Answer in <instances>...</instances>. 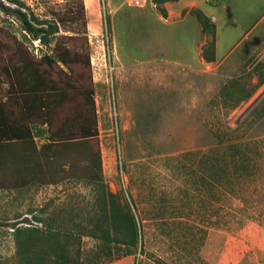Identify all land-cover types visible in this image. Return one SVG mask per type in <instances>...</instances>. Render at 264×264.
<instances>
[{"label": "rangeland", "instance_id": "obj_1", "mask_svg": "<svg viewBox=\"0 0 264 264\" xmlns=\"http://www.w3.org/2000/svg\"><path fill=\"white\" fill-rule=\"evenodd\" d=\"M21 1L43 17L62 0ZM200 1L212 12L216 0ZM84 4L97 140L50 142L46 126L35 125L32 139L0 143V264L24 263L14 227L44 223L57 226L61 240L64 233L71 236L73 254L105 251L102 239L86 234L101 209L98 187L85 179L96 153L111 198L127 202L138 221L137 264H264V157L258 209L229 199L217 220L209 194L201 202L192 186L194 156L178 161L186 151L220 144L215 132L237 126L236 135L256 138L264 151V45L234 72H193L197 59L180 52L183 41L195 39L193 15L182 22L162 18L152 0ZM231 20L218 30V58L227 62L258 43L264 0L240 25ZM10 35L36 55L49 51L30 39L15 16L0 11V40L10 42ZM233 77L239 92L225 95L223 86ZM33 238L36 251L41 236Z\"/></svg>", "mask_w": 264, "mask_h": 264}, {"label": "trees", "instance_id": "obj_2", "mask_svg": "<svg viewBox=\"0 0 264 264\" xmlns=\"http://www.w3.org/2000/svg\"><path fill=\"white\" fill-rule=\"evenodd\" d=\"M167 1L176 0H153L163 18L168 17L164 5ZM7 2L0 0V11L15 16L30 39L49 47V51L36 55L14 35H10V42L0 40V143L32 139L35 125L46 126L50 142L97 140L84 0H62L50 7L49 15L43 17L21 0ZM188 13L195 17L207 37L201 46L202 57L214 61V23L200 8H190ZM105 21L109 28L107 17ZM237 80L236 77L227 80L223 86L225 95L239 92L234 86ZM3 82H6L5 87H2ZM249 96L238 98L231 107ZM237 130L238 126L215 132L220 144L202 151H186L178 158L185 163L194 156L189 164L195 174L192 186L201 202L205 201L206 193L209 194L215 220L223 202L229 199L238 200L249 210L259 207L264 151L259 140L238 136ZM96 158V165L89 161L85 179L98 187L102 195L101 209L86 234L102 239L100 248L105 251L88 252L85 256L79 251L73 254L67 240L71 236L64 233L61 240L58 227L48 223L24 229L13 226L17 254L24 260L23 264H105L136 253L140 234L138 221L127 202L111 198L112 193L101 177L97 153ZM35 236H41L36 251L32 249Z\"/></svg>", "mask_w": 264, "mask_h": 264}, {"label": "crops", "instance_id": "obj_3", "mask_svg": "<svg viewBox=\"0 0 264 264\" xmlns=\"http://www.w3.org/2000/svg\"><path fill=\"white\" fill-rule=\"evenodd\" d=\"M152 4L153 0H152ZM263 4V0H252L250 3L247 4L245 0H229L221 1L216 0L213 2V10L210 12L207 10V7L201 4L199 0H176V1H167L164 3L168 17L170 16H177L178 21H184L189 15L188 10L193 7L200 8L214 23L215 25V59L214 61H206L201 55V46L206 42V35L202 32L201 26L197 21V26L193 25L191 27V33L195 32V39L189 40L187 42H182L180 52L184 55L187 53H191L192 57L197 59L199 63V67H192V64L184 65L182 67H192L190 71L193 72H204V73H211L217 72L218 69L236 71L239 67L245 62L247 58L253 55L256 51L264 45V32L258 36V43L252 42V45L249 47V53H242L238 57H236L233 61L227 62L226 59H219V41H218V30L219 27L225 26L227 23V19H232L236 26L240 25L241 20L244 18H249L254 15L258 8H260ZM185 10V12H183ZM163 18V17H162ZM230 24V23H229ZM183 33V32H182ZM182 35V34H181ZM199 35V36H198ZM183 38V37H182ZM186 41V40H185ZM182 63V62H180ZM208 68H212V71H209ZM211 70V69H210ZM185 72H189L187 70L181 71V74ZM177 73H179L177 71ZM145 264H153L150 260H142ZM105 264H137V260L135 255H127L120 257L118 259L112 260Z\"/></svg>", "mask_w": 264, "mask_h": 264}]
</instances>
